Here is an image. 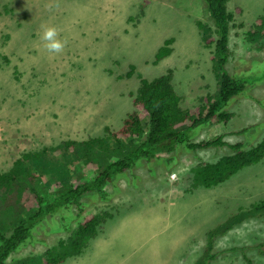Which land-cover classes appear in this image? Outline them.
<instances>
[{"label":"rangeland","instance_id":"374dc122","mask_svg":"<svg viewBox=\"0 0 264 264\" xmlns=\"http://www.w3.org/2000/svg\"><path fill=\"white\" fill-rule=\"evenodd\" d=\"M226 8L234 25L229 26L224 68L245 82L244 89L223 107L233 114L225 123L197 125L181 135L200 141L223 134L227 142L247 149L264 136V39L258 31L249 37L264 0H228ZM198 22L214 29L203 0H0V170H8L26 151L60 146L50 156L38 153L37 160L59 168L54 171L58 177L65 169L70 172L76 160L63 149V141L102 137L105 128L118 130L133 111L137 73L151 79L172 68L184 108L214 95V47L204 44ZM45 26H54L65 42L61 53L44 48L40 35ZM169 37L173 51L153 64ZM130 64L134 74L128 78L124 74ZM172 144L174 150L154 157L144 158L139 149L128 169L105 182L106 198L98 192L83 195L81 214L71 203L44 213L5 262L42 253L87 215L110 209L113 218L99 235L85 243L82 254L62 264H194L209 236L212 245L204 264H264V215L249 212L264 199V157L216 186L193 188L191 168L230 150L190 151ZM39 170L34 166L35 176ZM42 176L52 178L46 171ZM31 207L16 212L9 202L0 209L3 234L25 219ZM242 213L238 223L223 229L228 217Z\"/></svg>","mask_w":264,"mask_h":264},{"label":"trees","instance_id":"16d2710c","mask_svg":"<svg viewBox=\"0 0 264 264\" xmlns=\"http://www.w3.org/2000/svg\"><path fill=\"white\" fill-rule=\"evenodd\" d=\"M203 1L214 29H205L206 27L200 22L197 24L203 31L201 33L204 44L214 47L211 58L218 75V87L215 94L205 95L200 98V104L184 109L180 106L181 97L172 83L174 76L172 68H167L165 72L151 79H146L137 73L139 81L132 98L133 111L128 114L118 130L109 131L105 128L108 133L102 137L63 141V149L70 151V157L76 160L70 172L65 169L66 174L58 177L54 171H58L59 168L55 167L53 170L45 162L37 160L38 153L43 151L50 156L51 151L59 149L60 146L56 149L52 146L43 147L34 154L26 151L13 161L12 167L8 170H0V209L9 202L16 212H21L22 209L25 212L26 208L32 206L28 210V215L25 213L26 218L14 226L7 236L3 234V229H0V264H9L5 262V259L29 236V225L42 218L44 213L49 214L54 206L71 203L79 207L83 195L92 192H98L106 198L107 193L103 188L105 182L115 174L128 169L134 157L138 155L139 149L140 155L146 158L153 156L156 152L172 149V142L184 144L190 151L218 146L228 147L229 154L219 157L214 162H199L191 168L193 173L191 187L193 188L216 186L243 167L255 164L264 157V136L254 146L245 149L240 142L229 143L223 140V134L199 142H191L187 137L179 135L181 128L190 130L197 125L225 123L233 114L224 111L223 107L245 86L242 79L234 78L224 68L229 53V26L234 25V16L226 8L228 0ZM255 31H258L259 37L262 36L264 39V9L263 13L254 20L249 37ZM212 33L215 37L211 36ZM172 41L173 37L163 41L154 55L153 63H157L172 52ZM5 62H10L9 57L5 56ZM133 73L134 66L130 64L125 75L130 76ZM137 138H140L139 142ZM34 166L43 170L37 171L38 176L34 174ZM45 171L52 174L51 180L42 176ZM28 172L33 175L30 179H28ZM39 177L41 181L38 180ZM47 198L52 199L53 202L45 203ZM77 210L81 214L83 208L80 207ZM249 212L257 213L258 216L264 215V199L252 205ZM243 215L242 213L228 217L222 224L223 229H230L241 220ZM111 218H113V211L110 209L89 214L75 228L66 230V238L59 239L42 255L27 256L11 264H61L67 259L82 254L85 243L93 240L92 236L96 235V238L99 235L98 229ZM215 231L216 228L209 232L210 235ZM31 241L32 239L29 242ZM211 245L212 239L209 236L203 252L194 264H204L206 250H210Z\"/></svg>","mask_w":264,"mask_h":264},{"label":"clouds","instance_id":"9594fccd","mask_svg":"<svg viewBox=\"0 0 264 264\" xmlns=\"http://www.w3.org/2000/svg\"><path fill=\"white\" fill-rule=\"evenodd\" d=\"M58 31H57V29L54 27V26H45L44 28H43V30H42V32H41V35H40V39L44 42V48L47 50V52H49V53H52V54H59V53H61L62 51H63V49H64V46H65V42L63 41V40H61V39H59L58 38ZM172 45V44H171ZM211 46V45H210ZM209 46V47H210ZM229 46V45H228ZM172 47V46H171ZM172 51H173V48H172ZM153 59H154V56H153V58H152V63H153ZM162 60V59H161ZM160 60V61H161ZM160 61H158V62H160ZM157 62V63H158ZM157 63H153V64H157ZM128 71V70H127ZM126 71V72H127ZM125 72V73H126ZM216 72V71H215ZM134 74V73H133ZM132 74V75H133ZM142 77H144L143 76V74L142 73H139ZM125 75V74H124ZM132 75H130V76H128V78L129 77H131ZM216 77L218 78V75H217V72H216ZM138 78V77H137ZM145 78V77H144ZM138 81H139V78H138ZM137 87H138V85H137ZM136 87V88H137ZM135 91H136V89H135ZM135 91H133L132 92V94H131V96L133 97L134 95H135ZM131 92V91H130ZM179 95V94H178ZM180 96V95H179ZM181 97V96H180ZM182 98V97H181ZM180 102H181V100H180ZM180 106H181V104H180ZM195 106H197V105H195ZM182 107V106H181ZM194 107V106H193ZM182 108H184V107H182ZM184 109H186V108H184ZM182 131H188V130H186V128L185 129H183V128H181V130L179 131V135L180 136H182L181 135V132ZM184 137H186V136H184ZM90 138H92V137H90ZM189 140V139H188ZM207 140V139H206ZM224 140V139H223ZM140 141V138H137V142H139ZM201 141V140H200ZM226 141V140H225ZM191 142H199V141H191ZM227 142V141H226ZM176 143V142H175ZM172 150H174V148L172 147V149H170V150H168V151H172ZM162 152L164 153V151H159V152H156L153 156H150V157H154V156H159V155H164V154H162ZM173 172H171V173H169V175H168V177H169V179L171 180V176H173ZM92 193H95V192H92ZM100 195V194H99ZM101 196V195H100ZM104 198V197H103ZM76 209H78V207H75ZM105 209V208H104ZM100 211H102V209L100 210ZM100 211H98V212H100ZM96 213V212H95ZM92 214H94V213H92ZM114 215V214H113ZM41 219V218H40ZM107 222V221H106ZM105 222V223H106ZM104 223V224H105ZM104 224H102L101 225V227L98 229V234L100 233V231H101V228H102V226L104 225ZM96 236V235H95ZM95 236H92V238L94 239L95 238ZM47 249V248H46ZM46 249H44V251L46 250ZM44 251L42 252V253H44ZM42 253H40V255H42ZM32 255H34L35 256V254H30V255H27V256H32ZM27 256H25V257H27ZM75 257H77V255L75 256ZM24 258V257H23ZM62 264V263H61Z\"/></svg>","mask_w":264,"mask_h":264}]
</instances>
